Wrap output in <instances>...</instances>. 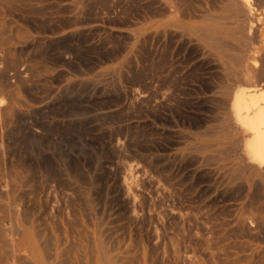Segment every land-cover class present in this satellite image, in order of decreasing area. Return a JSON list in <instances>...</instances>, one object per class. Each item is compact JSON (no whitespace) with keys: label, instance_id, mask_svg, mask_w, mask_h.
<instances>
[{"label":"bare ground","instance_id":"6f19581e","mask_svg":"<svg viewBox=\"0 0 264 264\" xmlns=\"http://www.w3.org/2000/svg\"><path fill=\"white\" fill-rule=\"evenodd\" d=\"M96 1L105 19L81 26L64 0H0V264H264V0H208L215 12L205 0ZM82 29L109 33L107 57L125 51L127 88L107 77L123 114H101L117 123L97 142L110 151L102 208L120 226L96 223L76 162L44 156Z\"/></svg>","mask_w":264,"mask_h":264},{"label":"rangeland","instance_id":"374dc122","mask_svg":"<svg viewBox=\"0 0 264 264\" xmlns=\"http://www.w3.org/2000/svg\"><path fill=\"white\" fill-rule=\"evenodd\" d=\"M75 0H64V2H65V4H64V11H63V13L62 14H65V16L63 17L64 18V20L65 21H68V20H70V19H76L77 18V20H79L80 18H81V20H79L80 22H82V23H80V24H77V25H81V26H84V25H86V24H84V21H86V20H98V19H105V16H97L98 14H95L96 15V18H95V16H93L94 15V13L95 12H99V11H101V9L102 10H104L105 9V6H104V4H102L100 7H101V9H100V7H98L97 8V6H99L101 3L99 2V1H96L95 2V0H91V1H85V0H82V2L80 1V0H78L77 1V4H76V2H74ZM85 1V2H84ZM208 0H205V7H207L208 9H210L211 11H213V12H215L217 9H216V5H214V6H210V5H208L209 4V2H207ZM79 2H81V4L83 3V4H87V8L85 9V6H82V5H79ZM86 2H88V3H86ZM91 2V3H90ZM67 3V4H66ZM94 3H97V4H94ZM71 4V5H70ZM91 4V5H90ZM68 5V6H67ZM73 5H75L76 7L74 8L73 7ZM78 5V6H77ZM93 5H94V8H93ZM95 5H97V6H95ZM81 6H82V8H83V11H81L80 10V8H81ZM72 9H71V8ZM79 8V10L81 11H79V12H77L78 11V8ZM89 7V8H88ZM211 7V8H210ZM81 8V9H82ZM91 8V9H90ZM96 8L99 10V11H96ZM52 9H53V7H52ZM51 8H50V10H52ZM70 9V10H69ZM75 9H77V11H75ZM90 9V10H89ZM72 10V11H71ZM85 10V11H84ZM91 10H95L94 12L93 11H91ZM74 11H75V13H74ZM91 11V12H90ZM65 12H67V13H65ZM70 12V13H69ZM76 12H77V14H76ZM86 12V13H85ZM50 13H52V11L50 12ZM79 13V14H78ZM80 13H82V14H80ZM85 13V14H84ZM54 14V15H53ZM71 16H70V15ZM76 14V16H73V15H75ZM53 16V18L51 17V16ZM69 15V16H68ZM80 15H82L81 17H80ZM49 18H50V21L49 22H51L52 20H54L56 17H55V13H52V14H49ZM80 18H79V17ZM86 17V18H84L83 19V17ZM68 17H70V18H68ZM66 18V19H65ZM91 18V19H90ZM75 25H71V23H68V24H66V26H65V30H69V29H71L72 27H74ZM89 31V32H88ZM93 31V32H92ZM82 32V33H81ZM92 32V33H91ZM84 33V34H83ZM86 33V34H85ZM102 33V34H101ZM92 36H91V35ZM96 34V35H95ZM105 34H106V37H105ZM108 34L109 33H107V32H101L100 30H94V29H92V30H87V29H82V30H80L79 31V33H78V36L76 37V38H73L72 40H68L67 41V45H66V54H67V56H68V61H67V63H66V65H65V69H66V71L68 72H66L65 74H64V76H62L60 79H59V83L57 82V84H63V86H64V88L68 91V94H67V91L64 93H62V95H61V97L60 98H62L61 99V101H60V104L58 105V108H57V110L55 111V116H56V118H58V119H61V123L60 124H55L53 127H52V129H51V132L50 133H52V136H51V134L49 135V139H50V145H49V147L48 148H46L45 149V153H46V155H44L45 157L47 156V158H49L51 161H53L54 163H58V164H64V165H70V164H72L73 162L75 163V164H77L79 167H80V169H81V171L83 172V177L81 178V184L83 185V186H87L88 188H87V190H86V194L89 196L90 194H91V192L90 191H93L92 192V196L90 195L89 197L90 198H92V199H94V200H92V203H94L93 204V206L94 207H92V210H93V212H94V214H95V221H96V223L99 221V224H100V226H120V222H121V220L120 219H118V218H115V217H117L116 215L117 214H115L116 213V209L114 208V207H105V208H102V203L104 202V200H105V202L106 201H111V198H112V192L110 191V190H108L107 189V187H105V183L108 181L107 180V178H106V176H105V173H103V172H105V170H106V166H107V162H109V160H110V158L108 157V156H110V151H109V148L107 147V146H105L103 143H97V142H101L100 141V139H99V136H100V134H103V133H105V134H107L106 132H108L107 130L108 129H111L112 128V126H114L116 123L114 122V121H110V120H103V121H100L101 120V118L103 117L102 115L104 114V113H106V114H104V117H109L110 115L112 116L114 113H116V112H118V113H121V114H123V111L121 110V106L123 107L124 106V104H123V99L125 98V96H123V95H120V96H118V100H120L119 102H117L116 104H115V99H116V97H117V95H116V93L114 92V90H113V88H112V90H111V87L109 86V85H107V82L109 81V79L108 78H110V77H112L113 75V77H115L116 78V80H117V82L119 83V85H120V88L122 89V90H125L126 88H127V86L126 85H128V82H127V79L124 77V72H123V70H124V63H125V51H123V52H121V54L118 56V57H116V58H110V57H107V55H106V52H108L109 50H111V48L113 47L112 45V43L114 42V40H111V39H113L112 37H110L109 38V36H108ZM68 35V34H67ZM84 35H85V37H84ZM96 37H95V36ZM111 35V34H110ZM93 36L95 37V38H93ZM100 36V37H99ZM102 36V37H101ZM93 39H92V38ZM100 38V40H99V38ZM103 37H105V38H107V39H103ZM77 39V40H76ZM88 39H89V41H88ZM98 39V40H97ZM103 39V40H102ZM109 39V40H108ZM111 41V43H110V45L111 46H108L107 47V45H109V42H107V41ZM70 41L72 42V43H70ZM103 41V42H102ZM105 41V42H104ZM113 41V42H112ZM76 42V43H75ZM83 42H85L84 44H83ZM88 42V43H87ZM99 42V43H98ZM69 43V44H68ZM87 43V45H85ZM98 43V44H97ZM107 43V44H106ZM89 44V45H88ZM93 44V45H92ZM96 44V45H95ZM104 45H106V46H104ZM72 46V47H71ZM83 46H85V47H83ZM99 46V47H98ZM102 46H104V47H107V48H104V47H102ZM74 47H76V48H74ZM90 47V48H89ZM94 47V48H93ZM99 48V49H98ZM69 49V50H68ZM70 49H72V50H70ZM82 49V50H81ZM93 49V50H92ZM107 49H108V51H107ZM78 50V51H77ZM80 50V51H79ZM87 50V51H86ZM78 53H77V52ZM101 51V52H100ZM68 52L69 53H71V54H73V55H71V54H68ZM83 52V53H82ZM88 52V53H87ZM96 52H98V53H96ZM76 55H75V54ZM86 53V54H85ZM91 53V54H90ZM95 53V54H94ZM84 54V55H83ZM98 54H99V56H98ZM71 55V57H69ZM90 57H89V56ZM93 56V57H92ZM86 57H88V59L86 58ZM109 58V59H107V58ZM74 58V59H73ZM81 58V59H80ZM98 58V59H97ZM100 58V59H99ZM79 59V60H78ZM101 59H103V60H101ZM107 59V60H106ZM112 59H114V60H112ZM77 60V61H76ZM81 60V61H80ZM88 60V61H87ZM90 60V61H89ZM106 60V61H105ZM111 60V61H110ZM70 61V62H69ZM85 61V62H84ZM97 61V62H96ZM103 62V63H102ZM71 63V64H70ZM87 63V64H86ZM122 63H123V65H122ZM74 64V65H73ZM81 64V65H80ZM95 64V65H94ZM70 65V66H69ZM91 65V66H90ZM89 66H90V68H89ZM117 66V67H116ZM67 67H70L69 69L67 68ZM71 67H73V68H71ZM75 67V68H74ZM77 67V68H76ZM79 68V69H78ZM116 68V69H115ZM86 70H88V71H86ZM90 70V71H89ZM116 70V71H115ZM122 72H121V71ZM72 71H74V72H72ZM75 71H76V73H75ZM109 71H110V73H109ZM97 74H96V73ZM102 72V73H101ZM78 73V74H77ZM83 73V74H82ZM85 73V74H84ZM96 75H95V74ZM104 73H106V75L104 74ZM116 73V74H115ZM122 75V77L123 78H121V75ZM73 76H72V75ZM66 75V76H65ZM93 75V76H92ZM95 75V76H94ZM109 76V77H108ZM108 77V78H107ZM98 80H97V79ZM106 79V80H103V82H101L100 80L101 79ZM61 79H64L63 81L61 80ZM75 79H78V80H75ZM83 79H85V80H83ZM86 79H88L87 81H86ZM90 79V80H89ZM91 79L93 80V82L91 81ZM94 79H96V80H94ZM124 79V80H123ZM85 81V84H84V82L82 83V81ZM62 81V82H61ZM77 81V82H76ZM89 81H91V82H89ZM72 82V83H71ZM66 83V84H65ZM74 83H75V85H76V83H77V85L76 86H73L74 85ZM80 83V84H79ZM88 83V84H87ZM95 83H97V84H95ZM80 86H79V85ZM81 84H83V85H81ZM91 84V85H90ZM123 84V85H122ZM66 85V86H65ZM100 85V86H99ZM68 86H69V88H68ZM84 86V88H82ZM90 86V87H89ZM93 86V87H92ZM103 86V87H102ZM108 86V87H107ZM125 86V87H124ZM73 87H75V88H73ZM80 87H81V90H80ZM101 87V88H100ZM110 87V88H109ZM72 88V89H71ZM78 88H79V90H78ZM89 88V89H88ZM108 88L110 89V90H108ZM84 89H86V90H84ZM100 89V90H99ZM105 89H107V92L108 93H110L109 95H108V93H106V91H105ZM72 90H73V92H72ZM95 90V91H94ZM103 90H104V92H103ZM78 91V92H77ZM88 91V92H87ZM97 91V92H96ZM113 91V92H112ZM69 92H71L72 94H70ZM77 92V93H76ZM85 92V93H84ZM89 92H90V96H89ZM94 92V93H93ZM105 93V95H103ZM64 94V95H63ZM84 94V95H83ZM101 96H99V95ZM102 94V95H101ZM108 95V96H107ZM112 95H114V96H112ZM92 96V97H91ZM111 96V97H110ZM113 97V98H112ZM123 97V98H122ZM74 98V99H73ZM81 98V99H80ZM86 98V99H85ZM90 98V99H89ZM93 98V99H92ZM103 98H104V100H103ZM69 99V100H68ZM71 99V100H70ZM73 99V100H72ZM75 99H77V100H75ZM99 99V100H98ZM109 99H110V101H109ZM85 100V101H84ZM87 100H88V102H87ZM98 100V101H97ZM102 102H101V101ZM80 101V102H79ZM97 101V102H96ZM113 101V102H112ZM79 102V103H78ZM85 102H86V104H85ZM110 102V103H109ZM120 102H122V103H120ZM92 103V104H91ZM99 103H100V106H99ZM70 104V105H69ZM74 106H73V105ZM101 104H102V107L103 108H101ZM107 104H108V106H107ZM119 104V105H118ZM80 105V106H79ZM87 105V106H86ZM90 105H92V106H90ZM90 106V107H89ZM96 106V108H94ZM60 107V108H59ZM65 107V108H64ZM70 107H71V109H70ZM75 107V108H74ZM106 107V108H105ZM77 108V109H76ZM80 110H79V109ZM92 108V109H91ZM93 108H94V110H93ZM98 108V109H97ZM120 108V109H119ZM69 109V110H68ZM82 109V110H81ZM118 110V111H112V110ZM75 110V111H74ZM77 110V111H76ZM86 110V111H85ZM63 111V112H62ZM67 111H68V113H67ZM79 111V112H78ZM84 111L86 112V113H84ZM89 111V112H88ZM108 111H110L109 113H108ZM121 111V112H120ZM73 112V113H72ZM80 112L82 113V114H80ZM99 112H101V113H99ZM103 112V113H102ZM112 112V113H111ZM75 113L77 114V115H75ZM93 113V115H91ZM67 114V115H66ZM102 114V115H101ZM73 115V116H72ZM91 117V118H93V119H91L89 116ZM97 117H96V116ZM99 115H101V116H99ZM105 115H107V116H105ZM109 115V116H108ZM67 118H66V117ZM85 116V117H84ZM87 116H88V118H87ZM110 116V117H111ZM79 117V118H78ZM82 117H83V119H82ZM95 117V118H94ZM99 117V118H98ZM69 118H70V122H69ZM73 118V119H72ZM80 120H78V119ZM86 118V119H85ZM72 119V120H71ZM85 119V120H84ZM64 120V121H63ZM95 120V121H94ZM67 121V122H66ZM77 121V122H76ZM94 121V122H93ZM108 121V122H107ZM64 122V123H63ZM80 122H82L81 124H80ZM97 122V124H95ZM102 122H103V124H102ZM107 122V123H106ZM113 122V123H112ZM112 123V124H111ZM63 124V125H62ZM69 124V125H68ZM81 126H80V125ZM90 124H92V125H90ZM108 124V126L106 127V125ZM60 125H62V126H60ZM65 125V126H64ZM71 125V126H70ZM89 125V126H88ZM102 125V126H101ZM56 126V127H55ZM74 126V127H73ZM77 126V127H76ZM85 127V128H83V127ZM97 126H98V128H97ZM104 126H105V128H104ZM110 126H111V128H110ZM55 127V128H54ZM72 127V128H71ZM79 127V128H78ZM102 127V128H101ZM109 127V128H108ZM64 128H65V130H64ZM87 128V129H86ZM58 129H60V131L58 130ZM103 129H105V130H103ZM58 130V131H57ZM64 130V131H63ZM85 130V131H84ZM94 130V131H93ZM103 130V131H102ZM96 131V132H95ZM99 131H101V132H99ZM112 131V129L110 130V132ZM89 132H90V134H89ZM95 132L96 133V137H95V133L93 134V133ZM103 132V133H102ZM84 134L83 135V137H82V134ZM109 133V132H108ZM58 134V135H57ZM65 136H63V135ZM80 134V135H79ZM89 134V135H88ZM91 134L93 135V136H91ZM111 134V133H110ZM78 135L80 136V137H78ZM88 135V137H86V136ZM117 135H118V137H120L121 136V134H115L114 132H112V134L110 135V137L112 138V139H114L115 138V136L117 137ZM53 136H56V137H53ZM71 136V137H70ZM53 137V138H52ZM60 137V138H59ZM70 137V138H69ZM69 138V139H68ZM78 138H79V141H76V140H78ZM96 138V139H95ZM62 139H64V140H62ZM81 139V140H80ZM90 139H92V140H94V142L92 141V140H90ZM87 140V141H86ZM95 140H97V141H95ZM73 141V142H72ZM75 141V142H74ZM55 142V143H54ZM63 142V143H62ZM86 142V143H85ZM89 142H92L93 143V145H92V143H89ZM59 143V144H58ZM62 143V144H61ZM64 143H66V146H65V144ZM80 145H79V144ZM81 144H82V149H81ZM88 146H87V145ZM95 144V145H94ZM98 144H99V146H98ZM55 147V150H53V148ZM70 146V147H69ZM78 146V147H77ZM97 146V147H96ZM61 147V148H60ZM65 147V148H64ZM75 147V148H74ZM101 147V148H100ZM73 148V149H72ZM103 148V149H102ZM50 149V150H49ZM60 149V150H59ZM80 149V150H79ZM23 150V149H22ZM30 149H26V151H29ZM53 150V151H52ZM76 150V151H75ZM98 150V151H97ZM89 151V152H88ZM107 151V152H106ZM49 152V153H48ZM68 152L70 153V154H68ZM72 152V153H71ZM81 152V153H80ZM88 152V153H87ZM93 152V153H92ZM102 154H101V153ZM106 152V153H105ZM44 153V154H45ZM67 153V154H66ZM75 154V155H72V154ZM79 153V154H78ZM96 153V154H95ZM109 153V154H108ZM50 154V155H49ZM87 154V155H86ZM97 154H99L98 156H97ZM53 155V156H52ZM83 155H85V156H83ZM105 155V156H104ZM106 155H108V156H106ZM60 156V157H59ZM68 156V157H67ZM97 156V157H96ZM102 156V157H101ZM55 157V158H54ZM75 157V158H74ZM80 157V158H79ZM90 157H92V158H90ZM105 157V158H104ZM27 158L29 159V160H31V161H33V156L32 155H28L27 156ZM61 158V159H60ZM62 158H64V159H66V160H64V162H63V159ZM78 158H79V161H78ZM82 158V159H81ZM95 158V159H94ZM96 158H98V160H96ZM106 158H108V159H106ZM56 159V160H55ZM93 159V160H92ZM106 159V160H105ZM60 160V161H59ZM82 160V161H81ZM101 160H103L102 162H101ZM105 160V161H104ZM73 161V162H72ZM97 161V162H96ZM99 161H100V163H99ZM87 163V164H86ZM85 164V165H84ZM90 164H92L93 165V167H92V165H90ZM101 164V165H100ZM103 164V165H102ZM82 165V166H81ZM99 167H98V166ZM105 165V166H104ZM88 166V167H87ZM101 166V167H100ZM103 167H105V168H103ZM96 168H98L99 169V171H97L98 169H96ZM104 171H103V170ZM88 170V171H87ZM91 170V171H90ZM96 170V171H95ZM102 170V171H101ZM85 172H87V173H85ZM96 174H95V173ZM101 174H99V173ZM85 175H88L89 177H90V179L92 180V181H94V184H93V182H92V184L91 185H87L84 181H85ZM92 175H93V177L94 178H92ZM97 176H98V178H97ZM96 177V178H95ZM96 180H97V182H96ZM105 180V181H104ZM100 184H99V183ZM96 183H98V184H96ZM93 185H94V187L95 186H97V188L95 187H93ZM101 185V186H100ZM104 185V186H103ZM93 187V188H92ZM99 189V190H98ZM97 191V192H96ZM109 191H110V193H109ZM102 193V194H101ZM104 193H105V196H102V195H104ZM94 195H96V196H94ZM111 195V196H110ZM100 196V197H99ZM94 197V198H93ZM99 197V198H98ZM102 197V198H101ZM96 198H98V199H96ZM106 198V199H105ZM107 198H109V199H107ZM95 200H97V201H95ZM94 201V202H93ZM18 202H20V200H18ZM96 202V203H95ZM101 202V203H100ZM99 203V204H98ZM96 204V205H95ZM96 206H99V207H96ZM102 209V210H101ZM104 209V210H103ZM114 209V210H113ZM112 211V212H111ZM96 212L98 213V215L96 214ZM100 212H101V214H100ZM81 213H83V211L81 212ZM106 213V214H105ZM84 214V213H83ZM83 214H81L80 215V219H81V222H82V225H87L86 223H85V221H86V218H84L85 217V215H83ZM84 217H83V216ZM108 215V216H107ZM99 217V218H98ZM103 217H106V218H103ZM98 218V219H97ZM110 218V219H109ZM113 218V219H112ZM104 219V220H103ZM83 220H84V222H83ZM109 220V221H108ZM119 220V221H118ZM50 222V224L52 225V226H54V224L52 223L53 221L52 220H49ZM102 221V223H100ZM107 221V222H106ZM119 224V225H118ZM252 243H254V240L253 241H251ZM166 243V242H165Z\"/></svg>","mask_w":264,"mask_h":264}]
</instances>
